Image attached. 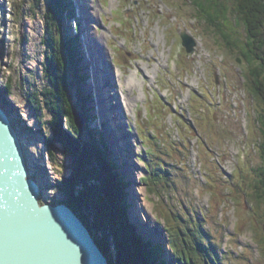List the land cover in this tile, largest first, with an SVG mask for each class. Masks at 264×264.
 <instances>
[{"label":"rangeland","instance_id":"1","mask_svg":"<svg viewBox=\"0 0 264 264\" xmlns=\"http://www.w3.org/2000/svg\"><path fill=\"white\" fill-rule=\"evenodd\" d=\"M93 1L100 19L97 31L104 34L107 59L119 71L124 95L128 100L140 96L127 107L125 97L120 107L134 135L125 142L132 145L131 161L139 172L140 166L146 169V162L151 170L171 173L169 187L163 179L157 186L151 184L153 190L147 184L137 185L145 191L156 223L158 220L164 228L163 217H172V213L193 217V227L199 228L201 221L202 229L209 231L210 240L218 245L219 255L226 256L224 264H264L261 246L256 244L264 238V204L252 197L264 163L257 152V107L244 85L245 66L215 31L195 17L188 0ZM35 2L0 0V92L9 81L11 92L0 93V106L8 111L26 157L34 163L32 178L38 181V170L44 171L41 203L56 204L65 199L62 181L69 175L71 159L59 144L48 149L45 139L53 136L50 113L45 106L36 112L29 102L31 93L42 91L48 83L44 75L46 49L41 44L47 0H39L38 7H33ZM66 2L72 4L74 16L65 19L62 29L75 37L74 28L81 25L82 17L76 0ZM183 32L195 41L192 53L182 45ZM238 32L243 30L238 28ZM130 76L136 78L137 85L129 94L125 83ZM92 81L93 77L85 85ZM111 88L110 93L115 94ZM77 95L72 85L71 99L79 110ZM94 102L99 117L95 123H86L82 132L86 140L90 132L101 134L95 126H101L106 117L96 112L97 100ZM110 113L118 116L116 106ZM120 121L112 120L111 125L116 123L121 130ZM134 172L138 180L150 173L142 170L139 176ZM165 235L164 245L153 242L161 245L159 260L177 264L173 253L171 262L164 256L169 239L166 231Z\"/></svg>","mask_w":264,"mask_h":264},{"label":"trees","instance_id":"2","mask_svg":"<svg viewBox=\"0 0 264 264\" xmlns=\"http://www.w3.org/2000/svg\"><path fill=\"white\" fill-rule=\"evenodd\" d=\"M35 1L33 7H38L39 0ZM188 1L195 10V17L215 31L223 39L225 47L235 54L237 62L246 68L244 85L257 107V152L264 163V0ZM71 7L72 4L66 0H47L41 44L46 49L44 75L48 83L42 91H33L29 98L36 112L45 106L50 113L48 124L53 136L45 139L48 149L52 150L54 144H59L71 159L69 175L62 181L65 194L62 203L87 224L106 255L112 247L114 256L108 255L109 264H166L159 260L161 245L145 242L128 220L129 182L118 171L119 166L109 159L110 151L102 135L97 133V139L90 132V138L86 140L75 123L77 104L71 99L72 85L81 101L79 111L85 122H91L93 118H90V109L86 107L90 96L83 88L87 74L80 66L82 57L78 36L70 37L62 29L65 19L74 16ZM238 28L243 33H239ZM9 88L10 81L0 93L10 95ZM50 158H54L52 152ZM144 164L150 173L140 179L141 184H147L153 190L151 184L157 186L163 179L168 187L172 185L169 170H151L150 164ZM100 173L104 179L99 178ZM254 191L252 197L257 203L264 204V169L259 171ZM163 222L177 264H197V261L199 264H224L226 256L219 255L218 245L210 240L209 231L202 229L201 221L199 228H194L193 217L187 219L181 213H172V217L164 216ZM256 244L261 246L264 256V238Z\"/></svg>","mask_w":264,"mask_h":264},{"label":"water","instance_id":"3","mask_svg":"<svg viewBox=\"0 0 264 264\" xmlns=\"http://www.w3.org/2000/svg\"><path fill=\"white\" fill-rule=\"evenodd\" d=\"M78 37L82 38L81 34ZM180 38L186 52L192 53L194 39L184 32L180 34ZM87 61L90 65L95 64L93 58ZM88 75L91 74L88 72ZM86 81L89 83L90 78ZM98 87H101L100 84ZM90 100L91 98L88 103ZM103 104L108 109L104 99ZM74 119L83 132L86 122L79 110L74 112ZM108 120L104 123L103 132L111 140L110 144L108 142L110 151L116 157L114 140L118 148V140L122 135ZM127 165L122 166V172L126 174L130 169ZM143 171L147 174L146 169ZM99 178L104 179V176L100 173ZM128 180L130 181L129 177ZM131 185L130 182L127 187L128 220L135 226L136 233L138 227V232L141 230L143 234L151 232V226L140 219L133 200L135 190ZM40 197V188L30 175L25 147L18 130L8 113L0 106V264H109V256H114L113 249L109 251V256L106 255L87 224L74 211L62 202L41 203ZM156 225L159 228L162 226L158 220ZM160 229L165 235V229ZM173 262L175 263V257Z\"/></svg>","mask_w":264,"mask_h":264},{"label":"bare ground","instance_id":"4","mask_svg":"<svg viewBox=\"0 0 264 264\" xmlns=\"http://www.w3.org/2000/svg\"><path fill=\"white\" fill-rule=\"evenodd\" d=\"M76 3L79 7V15L82 17V21H83L82 26L80 27V34L82 37L81 39H82L83 53L86 52L88 54V55L84 54L85 56H87V58L85 61H83V63H81V67L85 71L86 67H88L87 65H89V67L86 70L91 74V78L93 77L92 83H90L88 85H85V82L83 83L84 89L86 87L87 91H89V92H87L85 90V94L87 96H90V98H91V100L87 106V107H89L90 112H92V114H93V115H91V113H90V118L92 117L93 118L92 121L95 123L99 117V115L94 113V110H95V105H94L95 102L94 101L96 99L97 100V102H96L97 111L96 112H98L99 114L106 115L105 119L101 118V120L102 119L105 120L104 123L108 119H111V121L108 120L110 122V124H111L112 120H115V119H117V120L120 119L121 120L120 124L123 121V124H121V126H120L121 130L118 129L119 127L116 123H112V126H115V129L118 131V133L123 136V137L121 136V138L118 140V143H119L118 148L122 147L121 150L117 148V146H116L117 142L114 140L115 145H113V147L115 146V151L117 154L116 157H114L113 151L112 152L110 151L109 144H110L111 140L109 138H106L107 136H106L105 132H103L104 131V123H102L101 126L98 124L99 127L95 126V129L97 131H99L101 133V135L103 136V140L106 142L108 150L110 151V156L112 155V157H113V163L116 165L117 164L120 165L118 171L119 172L123 171L122 166L123 165L125 166L126 163L128 164L127 166L130 168L128 174H126L125 172H122V175L126 178L127 182H129V183L131 182V184H132L131 186L135 190L136 187H138L137 186L138 184L140 186L142 184H140L138 182L139 177L137 178L134 170L138 173L139 176H141L142 170H144V168L142 166H140V172H139L137 167H136L137 166L136 164H134V166L131 165L133 162V161H130L131 160L130 152H132L131 150H133L132 145H130V144L126 145L125 144V142L128 141L129 139L131 141V138L134 135L130 134L128 132L129 130L127 129V127H128L127 117H126V120L123 119V118H125V114L122 112V110L120 108L122 106V101L125 100V97H126V95H124V90H123L124 88L122 86V80L120 79L119 71H117V70L115 71L114 68L110 64V61L107 59V57H109L108 56L109 54H108V50L105 47L106 45L104 44V34L103 33L100 34L97 31L96 25H97L98 21L100 23V19L98 17V9L95 8L94 1L93 0H76ZM90 30H94V33H92ZM89 57L93 58V61L95 62V64H92V65L89 64V61H87ZM85 73H87V72L85 71ZM96 78L99 80L96 81ZM135 81H136V78L134 76H130L126 80L125 85L127 87V91L129 94L132 93L134 88H136L137 84ZM99 84L101 87H98ZM111 87H114L115 94L110 93L109 89ZM114 89H112V90L114 91ZM93 97H94V99H93ZM126 98L128 100V97H126ZM139 98H140V96L134 97L133 99H129L128 100L129 102L127 100H125L124 105H126V107L128 105L130 106L133 104L132 102H134V99L137 100ZM103 99L106 101L107 105L109 104L108 110H107V107H105V105L103 104ZM116 101H118V103ZM130 102H131V104H130ZM112 103L114 104L113 106H112ZM114 106H116V111L118 112L117 117H116V115L114 117V114L110 113V111L112 112ZM111 108H112V110H111ZM119 108H120V110H119ZM122 109H123V107H122ZM5 111L8 113L7 110H5ZM125 112H127V110ZM122 114H123V116H122ZM107 130L105 129V131H107ZM98 135L100 136V134H98ZM26 142H27V140L25 141V143ZM108 142H109V144H108ZM134 155L135 154H133V156ZM110 156H109V159L112 161V158ZM26 159L28 162V169H29L30 175L32 177L31 168L32 167L34 168V165H33L34 163L30 159L28 160V157H26ZM125 160H126V162H125ZM130 165H131V167H130ZM38 171H40L41 175L39 174L40 176L37 178V180H38L37 182H38L39 188L41 190V185H42L41 182H42V180L44 181V177L42 176L44 171L41 168ZM128 177H129L130 181L128 180ZM133 178H135L134 180L136 182L133 181ZM45 180L50 182L48 178H45ZM136 190H138V193H136V191H135V196H133V200H135V204L137 206V211H139L138 214H140V217H141L140 219L142 222H145V224L148 223V225H150L152 228L151 232L143 234L141 232V230H140V232H138V229H139V227H138L136 234L139 236H142L143 237L142 239L145 242H148V241L154 242L155 241V243H157L159 241L161 243H164L165 235L162 233V229H160L156 225L155 216L152 214V209L150 207V204L145 199V191H142L139 187ZM45 195H50V193H46ZM137 196H140V198ZM141 210L143 212H141ZM148 211L151 212V215L148 213ZM151 216H153L154 219ZM137 223H140V222H137ZM167 245H168V243H167ZM167 250H168V252L166 251L164 256L166 258H168V260L170 259V262H171L172 261V253L169 250V246H167Z\"/></svg>","mask_w":264,"mask_h":264}]
</instances>
